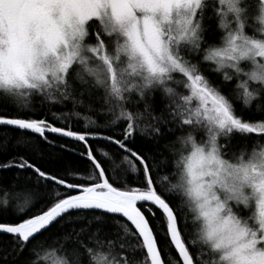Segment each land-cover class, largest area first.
<instances>
[{
	"label": "snow or ice",
	"instance_id": "snow-or-ice-1",
	"mask_svg": "<svg viewBox=\"0 0 264 264\" xmlns=\"http://www.w3.org/2000/svg\"><path fill=\"white\" fill-rule=\"evenodd\" d=\"M0 264H264V0H0Z\"/></svg>",
	"mask_w": 264,
	"mask_h": 264
},
{
	"label": "trees",
	"instance_id": "trees-1",
	"mask_svg": "<svg viewBox=\"0 0 264 264\" xmlns=\"http://www.w3.org/2000/svg\"><path fill=\"white\" fill-rule=\"evenodd\" d=\"M213 28H215V24H213ZM236 107H237V110L240 109V103L239 102H236ZM54 110H58V109H54ZM84 114H88L90 115V113H84ZM256 122H259L258 118L256 119ZM27 193H22L21 197L19 200L16 201L17 204L19 203H22L23 202V196L26 195Z\"/></svg>",
	"mask_w": 264,
	"mask_h": 264
}]
</instances>
